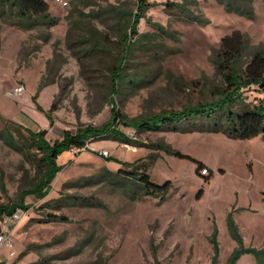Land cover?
Masks as SVG:
<instances>
[{
    "label": "rangeland",
    "instance_id": "obj_1",
    "mask_svg": "<svg viewBox=\"0 0 264 264\" xmlns=\"http://www.w3.org/2000/svg\"><path fill=\"white\" fill-rule=\"evenodd\" d=\"M47 1L58 20L51 28L24 29L0 7V204L25 207L0 264H213L214 241L216 264L235 250L245 251L236 264H264V134L120 125L130 141L64 151L49 194H29L43 174L33 133L54 145L66 131L103 126L114 107L130 120L218 98L224 37L250 39L240 75L264 54V0H252L254 17L249 0H151L135 33L126 18L139 0ZM244 97L258 103L264 92L253 86ZM132 170L168 192L146 196L123 173Z\"/></svg>",
    "mask_w": 264,
    "mask_h": 264
},
{
    "label": "trees",
    "instance_id": "obj_2",
    "mask_svg": "<svg viewBox=\"0 0 264 264\" xmlns=\"http://www.w3.org/2000/svg\"><path fill=\"white\" fill-rule=\"evenodd\" d=\"M221 3L227 2L229 7L232 0H218ZM245 2L247 0H244ZM249 4L252 0L248 1ZM0 7L9 8L19 19V25L24 29H32L38 25H46L49 28L56 26L58 20L50 13V4L47 0H0ZM152 7L151 0H139L137 13L127 14V25L135 33L137 25L145 13ZM254 17L252 4L249 12ZM134 15V16H133ZM134 17V18H133ZM125 38L128 39L127 34ZM250 39L241 32H235L231 36L221 40L220 51L217 54L215 63L217 70L224 77L226 87L220 90V96L211 101L199 102L195 106L187 107L181 111H164L150 117L140 119H128L117 107L112 110L110 121L103 126H88L80 128L75 133L66 131L62 141L54 145L45 139V131L33 133L30 147H37L43 155L39 160V171L43 172L29 194L38 197H46L52 188V182L60 171L57 165L58 157L67 150L84 148L88 141H97L106 137L130 141L126 135L119 130V126L132 127L139 132H155L168 129L170 131H211L223 132L233 139L249 140L264 134V101L258 103L247 102L244 93L251 87L256 86L264 92V54L257 53L247 65L244 74L240 75L237 64L249 47ZM114 68V67H113ZM122 65L115 71V76L120 75ZM119 81V80H118ZM121 82H116L120 84ZM115 84V86H116ZM129 143V142H128ZM131 179H136L145 185L146 196H156L158 191L168 192V185L156 186L150 182V176L139 171H123ZM25 209L24 206L11 208L0 204V221L5 215H12L16 209ZM49 221H59L56 216ZM229 226L233 238L240 241L236 232V225L230 219ZM213 264L218 262L219 245L216 241ZM244 250H235L230 257L228 264H236L237 260L244 253ZM256 253V252H255Z\"/></svg>",
    "mask_w": 264,
    "mask_h": 264
},
{
    "label": "built area",
    "instance_id": "obj_3",
    "mask_svg": "<svg viewBox=\"0 0 264 264\" xmlns=\"http://www.w3.org/2000/svg\"><path fill=\"white\" fill-rule=\"evenodd\" d=\"M64 5H67V3H64ZM73 149H76V148H73ZM23 211L24 210L21 208L16 209L12 215H5L1 219L0 221V250L2 249V247L4 246V244L6 243L8 239V235L10 233V226L18 222L22 218Z\"/></svg>",
    "mask_w": 264,
    "mask_h": 264
}]
</instances>
